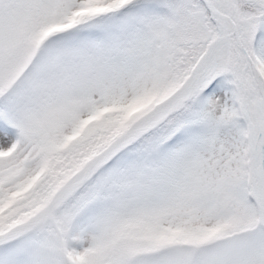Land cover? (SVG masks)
<instances>
[{
    "label": "snow or ice",
    "instance_id": "1",
    "mask_svg": "<svg viewBox=\"0 0 264 264\" xmlns=\"http://www.w3.org/2000/svg\"><path fill=\"white\" fill-rule=\"evenodd\" d=\"M0 264H264V0H0Z\"/></svg>",
    "mask_w": 264,
    "mask_h": 264
}]
</instances>
